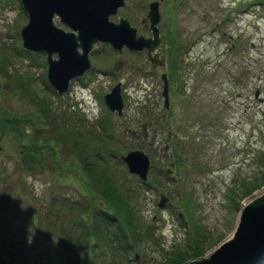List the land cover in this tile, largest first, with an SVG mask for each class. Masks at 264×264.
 Instances as JSON below:
<instances>
[{
  "label": "rangeland",
  "instance_id": "374dc122",
  "mask_svg": "<svg viewBox=\"0 0 264 264\" xmlns=\"http://www.w3.org/2000/svg\"><path fill=\"white\" fill-rule=\"evenodd\" d=\"M150 1L126 0L110 19L126 17L149 36L148 23L141 20ZM160 12L161 65H152L145 51L118 53L98 42L89 52L91 69L58 95L46 79L45 53L22 46L27 13L20 0H0V109L34 122L25 125L26 133L54 138L52 146L42 143L39 159L22 164L21 134L0 132L2 264H79L77 225L95 221L93 212L107 209L97 192L88 194L90 177L70 138L56 141L59 131L47 115L59 108L60 124L89 141L86 149L93 150L99 166L135 196L131 202L140 225L154 227L160 244H146L139 260L132 251L130 264L159 262L160 248L186 245L188 239L193 244L195 237L201 240V257L208 256L232 237L241 207L264 191L262 185L245 193L264 171V0H163ZM54 23L67 29L58 18ZM175 47L176 61L169 55ZM119 61L124 63L116 69ZM162 73L169 78L167 108ZM119 81L121 115L104 102ZM25 90L32 91L27 93L31 101ZM42 106H51L50 113ZM134 149L150 157L151 187L130 174L121 159ZM160 193L169 198L165 207L158 206ZM86 202L92 204L90 212ZM66 230L78 237V250H71L73 240H64ZM256 264H264V254Z\"/></svg>",
  "mask_w": 264,
  "mask_h": 264
},
{
  "label": "water",
  "instance_id": "95a60500",
  "mask_svg": "<svg viewBox=\"0 0 264 264\" xmlns=\"http://www.w3.org/2000/svg\"><path fill=\"white\" fill-rule=\"evenodd\" d=\"M152 0L147 4L146 16L150 35L138 33L129 19H110L126 0H20L27 13V23L20 29L23 48L46 55V79L49 85L63 95L69 89L72 79L82 76L91 68L89 52L98 42L106 43L118 53L126 48L130 51H146L153 63H161L157 47L161 36L160 2ZM58 18L67 29L57 26ZM121 61L116 62L119 68ZM163 80L162 96L165 108L169 106L168 79ZM104 102L111 112L121 115L124 108L121 95V82H117L104 95ZM130 174L137 175L142 183L148 179L151 166L149 155L141 149L128 151L121 156ZM166 172H169L168 170ZM169 198L160 193L159 207H165ZM179 217L185 225L182 212ZM264 254V191L245 203L239 210L238 222L231 238L222 242L208 256L192 259L185 264H256ZM138 258V254H135ZM2 260V257H0ZM2 264V262H0Z\"/></svg>",
  "mask_w": 264,
  "mask_h": 264
},
{
  "label": "trees",
  "instance_id": "16d2710c",
  "mask_svg": "<svg viewBox=\"0 0 264 264\" xmlns=\"http://www.w3.org/2000/svg\"><path fill=\"white\" fill-rule=\"evenodd\" d=\"M173 36L175 37V35H172V37ZM172 37H170V39H173ZM172 45L175 46V43H172ZM177 51L178 48L176 47L171 50L169 54L171 60L176 61V59H178L179 53H177ZM23 93L28 97L27 93H32V91L29 92L25 90ZM28 100L31 101V96L28 97ZM42 108L44 112L50 113L49 109H51V106H42ZM58 112H60V108ZM58 112L47 115L50 122L56 125L53 127L54 132L59 131V134L55 136L56 141L63 142L65 138H70L72 152L74 151L73 153L75 154L76 151V159L82 160V164L84 165L83 168L90 177L88 194L92 195L97 192L99 194L98 199L100 198L103 200L107 207L106 210L100 208L95 213L93 212L96 217L94 219L95 221L90 223L84 221L77 225V229L80 230V235L78 237L81 238L80 247L83 255L77 257V253H75L74 258H76L79 264H94L96 259L102 260V264H130V254L132 251L135 252L134 256L137 253L140 257L141 252L139 250L146 249V244H152L154 242L158 243V245L160 244L154 237V227L146 223L142 224V226L140 225V218L136 216L137 211L134 207L135 204L131 202L132 198L135 199V196L130 194L129 190L119 187L115 177H113L112 174H107L106 169L99 166L96 156L93 155V150L86 149V146L90 143L89 141L82 139L81 134L78 136L79 133L74 128L67 127L65 124H60V118L57 116ZM59 114H61V112ZM41 119H43V117L39 116V122ZM34 124V122H30L22 116L18 117L17 115L6 113L4 110L0 109V132L10 130L14 131L16 134H21L18 140L21 143V153L24 160L22 164H26L34 158H40L42 143L50 142L49 145L52 146L51 141L54 138L42 136L39 133V135L37 133L34 135L26 133L25 125L33 126ZM53 149L54 153H56L55 148ZM78 149H80V151ZM258 158L263 160L264 157L261 158L259 154ZM258 175V177H255L250 188H245L246 194L264 185V171L259 172ZM143 186L146 188L151 187L150 180H147ZM90 201H93V199H90ZM70 204L72 207L79 208L76 202H71ZM85 205L89 207L88 212H90L92 204L86 202ZM234 207L235 210L238 211L241 207L240 202ZM139 228L141 229L139 230ZM66 231L63 237L64 240L65 238L68 239V241L73 240L71 250L77 249L79 245L78 237H75L76 240L72 237L71 230ZM199 234L201 235V232H199ZM186 242V245L183 244L171 247V249L160 248L162 260L159 262L156 261L153 264H185L192 259L200 258L201 250L199 249V244L201 240L195 237L193 244H191V239L186 240ZM75 243L76 245L74 246ZM108 250H110V254ZM90 253L94 255V259L90 256ZM138 264L143 263L139 262Z\"/></svg>",
  "mask_w": 264,
  "mask_h": 264
},
{
  "label": "flooded vegetation",
  "instance_id": "af4514ba",
  "mask_svg": "<svg viewBox=\"0 0 264 264\" xmlns=\"http://www.w3.org/2000/svg\"><path fill=\"white\" fill-rule=\"evenodd\" d=\"M141 22H142V20H141ZM148 23V22H147ZM124 49V48H123ZM145 51V50H144ZM146 52V51H145ZM47 62V61H46ZM124 62H122V64H123ZM122 64L119 66V67H121L122 66ZM151 64L152 65H161L162 64V62L161 63H153V62H151ZM91 69V68H90ZM88 72V71H87ZM84 74H86V73H84ZM80 77H78V78H75V79H72V80H78ZM168 78V77H167ZM162 80V79H161ZM162 82H163V80H162ZM168 85H169V78H168ZM162 88H163V86H162ZM137 260H139V259H137Z\"/></svg>",
  "mask_w": 264,
  "mask_h": 264
}]
</instances>
